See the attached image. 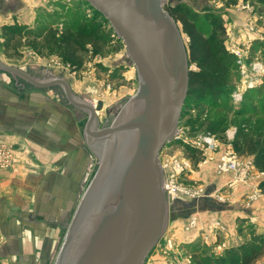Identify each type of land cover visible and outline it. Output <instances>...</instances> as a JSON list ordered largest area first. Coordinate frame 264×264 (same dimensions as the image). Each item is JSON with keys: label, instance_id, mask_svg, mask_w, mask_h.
<instances>
[{"label": "water", "instance_id": "obj_1", "mask_svg": "<svg viewBox=\"0 0 264 264\" xmlns=\"http://www.w3.org/2000/svg\"><path fill=\"white\" fill-rule=\"evenodd\" d=\"M103 17L126 50L137 88L111 122L97 128L93 105L61 77H34L0 62V72L34 88L58 87L86 115L97 159L52 264H143L162 236L168 208L159 155L175 142L187 93L188 61L180 29L166 11L197 0H82ZM237 205H235V209ZM6 255L7 249L0 248Z\"/></svg>", "mask_w": 264, "mask_h": 264}, {"label": "rangeland", "instance_id": "obj_2", "mask_svg": "<svg viewBox=\"0 0 264 264\" xmlns=\"http://www.w3.org/2000/svg\"><path fill=\"white\" fill-rule=\"evenodd\" d=\"M245 1L250 5L256 24L258 26L264 24V4L259 3V0H205L204 4L197 8L189 3H184V6L196 13L198 23L201 22L204 25L205 36L215 27L216 22L222 25L225 33V49L228 51L230 46L235 45L246 52L245 61L250 76L252 64L264 61V56L261 54L264 52V40L259 39L258 34L249 32L245 26L247 13L240 7L241 2L245 3ZM5 7L7 8L6 23L17 24L25 32L26 30L36 31L46 24L65 29L82 23H102V17L94 15L93 10L82 0H7ZM260 15L262 17L258 18ZM103 28L105 37L113 43H118L116 51L109 50L102 57L99 54L90 59L86 57L83 69L80 71H72L71 66L53 53L44 50L39 55L24 44L13 53L11 50L6 52L0 42V62L20 68L37 78L61 77L68 83L74 96L93 105L97 128H104L109 125L116 111L134 94L137 81L134 68L128 64L123 44L117 40L108 24ZM180 34L186 47V36L181 32ZM188 68L190 70L192 66L188 64ZM261 75L259 79L261 82L253 88L255 92L249 98L246 91L250 89H244L245 79L237 68L236 75L232 77L229 94L217 99L216 106L209 108L201 105L198 109L193 106L189 114L181 118L177 133L182 138H186V142L174 143L171 147L164 148L159 155V160L170 156L183 158L188 162L190 171L178 178L180 184L191 190L201 189L199 185L204 186L205 189L206 186L213 187L214 181L220 177L213 170L209 172V177L206 176L207 171H202L204 177L194 175L201 169L206 170L205 167L199 166L200 154L192 144V140L198 135L212 134L221 147L227 144L232 147L233 138L238 131L248 132L254 136L264 133V127H262L264 112L260 107V103L264 102V76ZM0 76L11 80V77L5 73H0ZM50 92L59 104L68 107L72 113V129L79 133L82 147L86 150L91 164L89 181L96 169L97 159L89 135L85 133L86 115L68 104L60 88L52 87ZM236 92L241 93L242 97L235 101L233 94ZM202 106H204L203 109ZM252 108L255 112L248 114ZM205 118H208L211 124L209 127L201 128ZM209 128H213L211 129L213 131ZM231 133L232 138L228 140L227 135ZM247 157L250 156H244L243 159ZM255 169L258 172H264V166L255 167ZM225 189L227 187L221 190L223 196H226L228 192ZM214 198L217 203L229 204V209L220 212L196 211L185 215L179 204L170 206L166 228L143 264H188L193 249L220 256L229 248L249 243L258 235L264 236L258 228L257 219L232 209V198L223 202L218 201L217 197ZM192 219H195L196 225L186 229ZM168 240H170L169 245ZM261 259L264 260V256L254 264H264Z\"/></svg>", "mask_w": 264, "mask_h": 264}, {"label": "crops", "instance_id": "obj_3", "mask_svg": "<svg viewBox=\"0 0 264 264\" xmlns=\"http://www.w3.org/2000/svg\"><path fill=\"white\" fill-rule=\"evenodd\" d=\"M6 1L0 0V42L1 27L7 24ZM204 1L189 4L197 8ZM261 54L264 56V52ZM259 62L264 69V61ZM51 89L0 76V141L16 158L11 168L0 169V248L7 249L6 255L0 254V264H52L80 192L88 182L91 164L79 133L72 129V113L58 103ZM204 169L194 175L204 177L202 171H207L209 177L211 169ZM229 180L220 176L213 187L199 185L204 195L183 207L182 212L228 210L229 204L217 203L214 197L218 194L225 197L223 201L233 199L235 212L257 219L264 234V197L249 201V194L264 192L254 181L227 187ZM224 187L226 196L221 195Z\"/></svg>", "mask_w": 264, "mask_h": 264}, {"label": "trees", "instance_id": "obj_4", "mask_svg": "<svg viewBox=\"0 0 264 264\" xmlns=\"http://www.w3.org/2000/svg\"><path fill=\"white\" fill-rule=\"evenodd\" d=\"M259 3L264 4V0H259ZM165 9L180 32L186 36L187 61L192 66L188 72L182 118L189 114L193 106L197 109L201 105L209 108L216 106L217 99L229 94L232 77L236 75L238 67L234 56L225 49V33L219 22H216L215 27L205 36L204 25L198 23L196 13L184 6V3ZM94 15L98 14L94 12ZM104 25L107 23L103 17L101 24L89 22L71 25L65 29L46 24L36 31L26 30V32L17 24H5L1 27L2 45L6 52L11 50L13 53L23 44L39 55L46 50L71 66L72 71H80L83 69L86 57L90 59L97 54L102 57L109 50L116 51L118 43H113L105 37ZM246 92L251 98L255 91L250 89ZM260 107L264 112V102L260 103ZM254 112L255 109L252 108L248 114ZM210 124L208 118H205L201 128L209 127ZM211 129L213 128H209L213 131ZM232 148L238 156L252 157L255 167L264 166V133L254 136L248 132L238 131L233 138ZM259 188L264 192V180L260 182ZM262 256H264V236L258 235L249 243L225 250L220 256L193 249L188 264H254Z\"/></svg>", "mask_w": 264, "mask_h": 264}, {"label": "built area", "instance_id": "obj_5", "mask_svg": "<svg viewBox=\"0 0 264 264\" xmlns=\"http://www.w3.org/2000/svg\"><path fill=\"white\" fill-rule=\"evenodd\" d=\"M241 10L247 13L245 26L249 32L258 34L257 37L264 40V24L258 26L254 16H252L250 5L245 1L241 2ZM251 13V15H250ZM229 53H231L234 58L239 72L243 76L244 89H253L257 84L260 83V75L264 73V69L260 65V62H255L250 67V76L245 61L246 52L232 45L228 48ZM257 75V76H256ZM259 75V76H258ZM242 95L239 92L233 94V99L236 101L241 99ZM178 129V128H177ZM228 140H231L232 133L228 134ZM175 142L177 144H184L186 138H182L176 132ZM193 148L196 149L200 154L199 166L209 167L219 176H228L230 178L229 182L226 184L227 187L231 185H246L250 182H256L257 186L259 181L264 180V172L256 171L253 160L250 157L244 158L238 156L230 144L225 147H221L218 140L212 134H201L192 140ZM171 147V146H170ZM16 158L4 142L0 141V169L11 168L15 163ZM160 166L162 170V188L164 195L167 199L175 201H189L192 199H198L204 195L203 189L191 190L183 186L178 182V178L181 175H185L187 171H190L189 164L183 158L177 157H165L160 160ZM256 186V189L258 187ZM218 200L223 201L218 194H215ZM264 197V193L256 190L252 194H249V201L254 202L259 198ZM195 219H192L186 226V229L194 227ZM168 245L170 240L167 241Z\"/></svg>", "mask_w": 264, "mask_h": 264}]
</instances>
